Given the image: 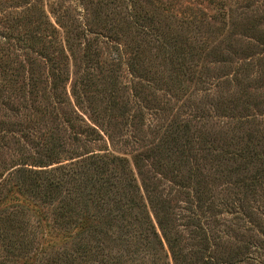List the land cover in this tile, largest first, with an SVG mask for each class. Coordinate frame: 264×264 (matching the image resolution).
<instances>
[{"label": "rangeland", "instance_id": "obj_1", "mask_svg": "<svg viewBox=\"0 0 264 264\" xmlns=\"http://www.w3.org/2000/svg\"><path fill=\"white\" fill-rule=\"evenodd\" d=\"M5 31L15 40L0 42V95L25 100L0 102V199L22 188L47 226L1 207L0 264H93L92 239L53 220L58 200L9 173L86 152L116 158L107 176L139 209L126 220L147 228V240L119 246L120 227L98 251L120 264H173L165 233L182 264H264V0H0ZM57 61L71 106L52 98ZM72 107L93 129L87 140L72 130ZM193 215L210 239L196 257Z\"/></svg>", "mask_w": 264, "mask_h": 264}, {"label": "trees", "instance_id": "obj_2", "mask_svg": "<svg viewBox=\"0 0 264 264\" xmlns=\"http://www.w3.org/2000/svg\"><path fill=\"white\" fill-rule=\"evenodd\" d=\"M13 40L15 39H13L11 34L7 31L4 33L0 32V42L2 41L4 45H8ZM53 60L54 59H51L50 62ZM57 64L58 61L54 62L52 65L53 69L55 68L58 70V75H55L56 77L53 85L54 93L52 98L58 105L71 106L69 100L67 98H63L64 90L62 89V92L59 91L61 90L60 86L65 78L63 76V72L60 71V66ZM73 96L75 106H80L81 101L79 96L76 95V93H74ZM2 97L3 95H0L1 103L11 102L12 99H17L18 101L21 99L25 100L24 96H17L14 98L9 96H5V98ZM72 114L74 115L75 121L72 130L76 133V135L78 133L83 136L85 140H87V137L91 135L93 129L81 118L80 120H82V123H84L85 126L82 127V125L79 124V115L77 114L76 108L73 109L72 107ZM76 129L77 131H75ZM73 141L77 144L78 140L76 136H74ZM63 144L67 145L66 142H63ZM77 153V151H72L71 155H75ZM45 158V161H41V159L38 161V164H40L39 167H49L53 164H58V166L51 167L49 168L50 170H47L48 168L44 170L14 168L9 173H11V175L13 174V176H18L19 178L23 177V183L26 180H29V184L36 192V196L41 199H46L44 202L52 205V203L58 200V211L54 213L56 216H53V220H60V225H70L75 237L85 235L84 237L92 239L94 246L87 249L88 260L90 263L120 264L119 261L121 260L119 257L116 259L105 252L103 253L102 251H98V242H100L102 236L107 237L109 233H114V235H116L120 232L121 227V232L118 236H116L118 237L117 240L119 241V246H123L128 245L135 239L141 238L147 228L145 227V223L141 222V218L139 219L137 216L131 215L130 218L132 220L129 221V223L126 220L130 216L129 211L139 209L136 206H128L127 202L123 201V199L118 196V191L112 187L115 186V183L107 176V171L109 170L108 166L113 165L116 158L109 159L107 156H99L98 154H89V152H86L85 154L75 158L76 160H74V162H72L73 164H71L73 166L63 164L59 155L49 154ZM70 160H73V158H70ZM118 161L120 160L118 159ZM80 163H82L81 165H83L82 167L85 171H80ZM84 163L91 164L87 166ZM111 178L115 180V176H111ZM2 180H0L1 191L9 182V180H7L5 183H2ZM66 184L70 185L69 189L65 187ZM63 188L68 191L66 194L67 196L65 195L64 198L59 197L58 195ZM21 189L17 186H11L9 190H7V194L0 199V208L12 206L26 208L33 212L34 216L37 218L39 226L42 225L41 227L45 229L47 226V217L43 216L40 209L21 193ZM129 193L131 194L132 191ZM122 197L124 196L122 195ZM198 208L200 210V207ZM193 216L194 222L190 217H188V219L189 227H193L195 229L194 233L198 239V242L195 245L197 250L192 252L194 257H196L203 255L202 252L208 250L210 239L208 238L206 226L201 224L199 217L195 215ZM146 218L149 219V216H146ZM120 220H123L125 224L134 223L131 233H128L127 231L123 232V228L119 222ZM158 220V225L162 228L160 225V219ZM152 229V239L159 242V236L154 230L153 225ZM135 232H137V234ZM128 237H131L132 239L128 240ZM144 238L147 240V236L145 234ZM163 238L168 243L170 248L173 264H182V261L178 262L175 241H171L165 233H163ZM100 256H102V259ZM206 263H210L209 260Z\"/></svg>", "mask_w": 264, "mask_h": 264}]
</instances>
